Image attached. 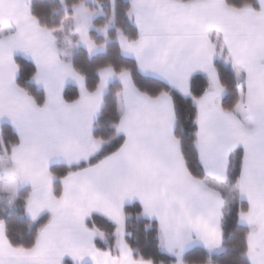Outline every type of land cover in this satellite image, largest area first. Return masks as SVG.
<instances>
[{
    "label": "snow or ice",
    "instance_id": "obj_1",
    "mask_svg": "<svg viewBox=\"0 0 264 264\" xmlns=\"http://www.w3.org/2000/svg\"><path fill=\"white\" fill-rule=\"evenodd\" d=\"M125 15L133 32L116 29L120 51L155 91L132 68L112 64L89 88L62 58L68 53L55 33L65 21L72 22L67 45L89 54L104 47L90 34L96 10L85 0L65 6L59 28L41 23L30 0H0V121L16 136L0 142L7 161L0 191L11 202L28 185L25 212L39 225L22 243L0 221V264H154L126 238L133 202L157 248L174 264H189L193 245L207 253L224 246L225 185L244 228L239 255L244 264H264V0H128ZM116 19L113 0L98 30L106 33ZM18 54L30 59L36 89L18 82ZM113 80L116 120L110 135L97 136ZM178 100L186 101V138L176 132ZM53 161L67 171L58 175ZM94 216L113 226L112 247L98 245L105 233L90 225Z\"/></svg>",
    "mask_w": 264,
    "mask_h": 264
},
{
    "label": "trees",
    "instance_id": "obj_2",
    "mask_svg": "<svg viewBox=\"0 0 264 264\" xmlns=\"http://www.w3.org/2000/svg\"><path fill=\"white\" fill-rule=\"evenodd\" d=\"M76 0H31L32 11L37 15L41 23L49 27L59 28L62 18L65 15V6H70ZM97 5L102 7V15L94 19L93 25L100 27L105 24L110 14L113 0H93ZM87 7L93 9V6L86 3ZM117 9V19L113 27L107 31V39L105 52L89 57L84 49H77L74 53L71 62L85 77L89 88H94L98 80V69L107 64L114 65L117 69L121 66L133 69L137 82L142 87L148 88L150 91L156 90L155 82H148L147 78L135 72L134 61L124 57L119 50L116 42V29H122L126 34H132L133 27L128 21L125 12L128 8V0H115ZM70 10V7H69ZM90 34L94 37L98 45L105 43L104 38L98 36L94 31ZM20 65L17 73L18 82L30 90L36 89V85L31 82L33 77L31 61L22 57H16ZM221 68L227 74V69L221 63ZM119 88V83L113 81L107 88L104 95V104L101 112L94 123V134L97 136H108L111 134V124L116 120V97L115 92ZM66 94L72 95L76 92L75 84H67L65 86ZM186 101L178 100V121L176 132L177 135L186 138L185 125L188 122V114L184 110ZM16 139L15 132L7 124L0 125V142L8 144ZM190 150V147L186 145ZM1 158L5 159L3 156ZM53 170L58 175H63L67 171V166L53 165ZM224 196L233 195L230 192V186L225 185L222 188ZM29 192V189L23 188L18 197L13 201L11 208H5L0 205V221H3L8 229V235L11 239L27 243L31 241L38 228V223L31 221L25 214L24 197ZM128 219L126 222V237L130 245L137 249L143 256L151 257L154 264H174V257H169L162 253L156 246L155 232L151 227H147L149 221L138 216V207L135 203L128 204L126 207ZM235 206L232 201L226 204L224 208V225H225V242L221 248V252L214 255H209L202 248H193L185 253V260L189 264H244L239 255V236L243 233L244 228L235 224ZM90 225H94L99 230L105 233V239L98 240L97 243L101 247H112L114 237L112 235L113 226L101 216H94L90 221Z\"/></svg>",
    "mask_w": 264,
    "mask_h": 264
},
{
    "label": "crops",
    "instance_id": "obj_3",
    "mask_svg": "<svg viewBox=\"0 0 264 264\" xmlns=\"http://www.w3.org/2000/svg\"><path fill=\"white\" fill-rule=\"evenodd\" d=\"M30 1H31V0H30ZM92 1H93V0H92ZM85 2L91 4V5L93 6V9L96 10V16L93 18V21H94V19H95L96 17L102 15V7H101V5H97V4H95L94 2H92V3H91V2H88L87 0H85ZM93 21H92V23H93ZM66 22H67V27L64 29V31L62 30V31H59V32L55 33V35H60L59 38H58V43L60 44L61 48H63V49L68 53V55L62 57L63 59H65V60H70V61H71V59H72L74 53H75L76 50L79 49V48L84 49V50L87 52V55H88L89 57H92V56H95V55H97V54H101V53H104V52H105L106 43L108 42V39H107V35H106V34H107V31L110 30V29L113 27V25H110V26L108 27V29L106 30V33H105V31H99V30H98V29L101 28L102 26H100V27H93L92 29H90V32H91V31H94L98 36L104 38L105 43L102 44V45H104V47L98 48V49H97L96 51H94L92 54H89L88 51H87V49H86L85 47H83V46L75 47V48H73V50H71L70 48L68 49L69 46L64 42V37L70 34L71 27H72V22H71V21H66ZM60 27H61V25H60ZM71 39L74 41V40H75V36H72ZM116 42H117V44H118L117 37H116ZM118 47H119V44H118ZM119 50H120V48H119ZM120 53H121V51H120ZM121 54H122V53H121ZM17 56H22V57H24V58L30 60L28 57L24 56L23 54H18ZM123 56H124V55H123ZM124 57H125V56H124ZM126 58H127V57H126ZM113 81H116V80H113ZM113 81L109 82V85H110ZM31 82L34 83V81H33L32 78H31ZM117 82H118V81H117ZM118 83H119V82H118ZM34 84H35V83H34ZM67 84H74V82H72L71 80H69V81L66 82V85H67ZM66 85H65V86H66ZM109 85H108V86H109ZM106 91H107V90H106ZM106 91H105V93H106ZM105 93H104V95H105ZM2 124H7V125H9L6 121H0V125H2ZM9 126H10V125H9ZM10 127H11V126H10ZM5 160H6V159H3V158L0 157V165L3 164V163L5 162ZM6 162H7V161H6ZM4 164H7V163H4ZM53 165H63V166H66L65 163H64L63 161H53L52 166H53ZM1 167H2V166H1ZM21 187H22V189H23V188H27V189H29V191H30V187H29L28 185H23V186H21ZM22 189H21V190H22ZM133 203H134V202H133ZM129 204H131V203H129ZM25 214H26V212H25ZM101 217H103V216H101ZM103 218H104V217H103ZM104 219H105V218H104ZM31 221H32V220H31ZM114 243H115V239H114L113 245H114ZM113 245H112V246H113ZM193 248H201V247H200L199 245H193L189 250H191V249H193ZM189 250H188V251H189ZM219 252H221V248L218 249V250H216V251H214V252H212V253H208V254H209V255H214V254H218ZM208 264H209V263H208Z\"/></svg>",
    "mask_w": 264,
    "mask_h": 264
},
{
    "label": "rangeland",
    "instance_id": "obj_4",
    "mask_svg": "<svg viewBox=\"0 0 264 264\" xmlns=\"http://www.w3.org/2000/svg\"><path fill=\"white\" fill-rule=\"evenodd\" d=\"M88 2H93L92 0H87ZM67 27V22L65 21L64 22V24H63V31H64V29ZM57 36V38H59V36L60 35H56ZM58 46H60V44L58 43ZM69 46V45H68ZM61 47V46H60ZM71 49V50H73V48H75V47H68V49ZM4 163H7L6 162V160H5V162ZM1 164L0 165V168H3L4 166H6L7 164ZM2 166V167H1ZM21 189H22V187H20L19 189H18V194H19V192L21 191ZM227 201H228V204L232 201V195L231 196H229V197H227ZM13 201L14 200H12L11 202H10V198H9V195H8V193H6V192H3V191H0V205H2V206H5V208H11L12 207V203H13ZM26 216L30 219V220H32L31 219V217L29 216V215H27V213H26Z\"/></svg>",
    "mask_w": 264,
    "mask_h": 264
}]
</instances>
